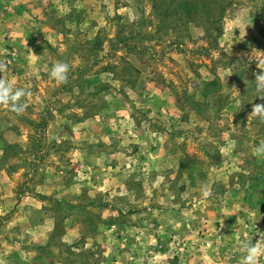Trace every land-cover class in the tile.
Segmentation results:
<instances>
[{"label":"rangeland","instance_id":"obj_1","mask_svg":"<svg viewBox=\"0 0 264 264\" xmlns=\"http://www.w3.org/2000/svg\"><path fill=\"white\" fill-rule=\"evenodd\" d=\"M211 1L0 0V264H264V0Z\"/></svg>","mask_w":264,"mask_h":264},{"label":"clouds","instance_id":"obj_2","mask_svg":"<svg viewBox=\"0 0 264 264\" xmlns=\"http://www.w3.org/2000/svg\"><path fill=\"white\" fill-rule=\"evenodd\" d=\"M6 67V63L0 62V72ZM69 71L70 68L66 62L58 61L52 66L50 75L58 85L66 84ZM254 82L258 93L257 97L264 99V71L254 73ZM26 95H30V93H26L22 88H15L14 82L0 79V104L9 105L13 111L19 114L25 108L21 101ZM251 115L264 119V104L254 105ZM202 195L207 198L211 195V192L205 190ZM242 250L244 251V264H258V258L262 254L258 244H246L242 247Z\"/></svg>","mask_w":264,"mask_h":264},{"label":"trees","instance_id":"obj_3","mask_svg":"<svg viewBox=\"0 0 264 264\" xmlns=\"http://www.w3.org/2000/svg\"><path fill=\"white\" fill-rule=\"evenodd\" d=\"M176 1L177 0H165V3H167V4L164 6V8L162 9V11L160 12L161 13V16L172 17L173 15H175L177 13L175 9H178L179 8L178 7L179 4L177 5L175 3ZM202 1H206V0H202ZM211 2H213V1L207 0V3H209L210 5H211ZM208 8H209L208 5H204L202 9L204 10V12L205 11L207 12V11H209V10H207ZM224 10H225L224 8L222 10H220L219 15H222L223 12H224ZM199 12H201V8H194L193 10H190L188 12L187 20L193 19L194 18V14L199 13ZM217 23L218 22L211 23V26H214V24H217ZM220 28L221 27L217 24V26L214 27V30H212V31H217V33H218L217 36H218L221 33Z\"/></svg>","mask_w":264,"mask_h":264}]
</instances>
